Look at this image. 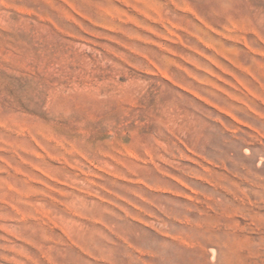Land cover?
Masks as SVG:
<instances>
[{
    "label": "rangeland",
    "instance_id": "374dc122",
    "mask_svg": "<svg viewBox=\"0 0 264 264\" xmlns=\"http://www.w3.org/2000/svg\"><path fill=\"white\" fill-rule=\"evenodd\" d=\"M0 264H264V0H0Z\"/></svg>",
    "mask_w": 264,
    "mask_h": 264
}]
</instances>
